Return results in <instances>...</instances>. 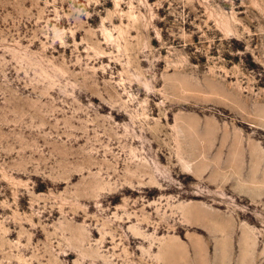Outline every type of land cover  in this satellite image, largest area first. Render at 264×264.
<instances>
[{"label": "rangeland", "instance_id": "obj_1", "mask_svg": "<svg viewBox=\"0 0 264 264\" xmlns=\"http://www.w3.org/2000/svg\"><path fill=\"white\" fill-rule=\"evenodd\" d=\"M0 264H264V0H0Z\"/></svg>", "mask_w": 264, "mask_h": 264}]
</instances>
